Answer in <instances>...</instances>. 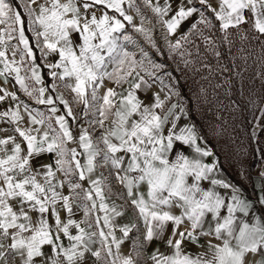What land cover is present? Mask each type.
<instances>
[{
  "label": "snow or ice",
  "instance_id": "1",
  "mask_svg": "<svg viewBox=\"0 0 264 264\" xmlns=\"http://www.w3.org/2000/svg\"><path fill=\"white\" fill-rule=\"evenodd\" d=\"M20 7L0 0V264H264V170L250 200L221 160L225 111L264 131V0Z\"/></svg>",
  "mask_w": 264,
  "mask_h": 264
},
{
  "label": "rangeland",
  "instance_id": "2",
  "mask_svg": "<svg viewBox=\"0 0 264 264\" xmlns=\"http://www.w3.org/2000/svg\"><path fill=\"white\" fill-rule=\"evenodd\" d=\"M17 1L19 3L20 9L17 10L22 13L23 17V8L20 7L22 0ZM99 14L100 13H97V15ZM148 15L150 16L151 13L148 12ZM24 17L26 21L27 17ZM136 22L138 23L139 21L137 20ZM128 30L131 31L130 28ZM133 35L137 39H141L142 42V38L137 36L135 33H133ZM12 84L13 82L9 81L8 88L10 91H15L16 89L12 87ZM0 86H4L3 80H0ZM253 86L258 88L259 81H256ZM245 87L246 89L248 87L247 81L245 82ZM18 95H21V98H25L20 93H18ZM225 103H227L226 100ZM0 107L4 106L0 105ZM192 115L194 116V120L197 122V124L206 125L212 122L207 116L201 115L197 111H194ZM210 115L211 114L209 113L208 116ZM258 115V112L253 113L250 110H245L242 114H235V117L233 118L230 116L229 112H224L225 120L227 121L229 127V132L235 141V144L228 149V151L231 153L230 160H225L224 154L221 153L224 175L227 179H231L232 183L238 185L250 200H255L257 198V194L254 189L255 186L261 182L260 172L264 170V131L256 129V138H253V129L256 127V116ZM260 123L264 124V117L261 118ZM212 143L215 145L216 140L213 139ZM222 143L223 141H221V144ZM241 172H245L247 174V178L242 176ZM80 216H82V213H79L77 218ZM123 247L124 250L127 251L130 247V244L126 242ZM154 247H156V245H152L148 249V252L150 253ZM164 250L165 249L161 247V251Z\"/></svg>",
  "mask_w": 264,
  "mask_h": 264
},
{
  "label": "trees",
  "instance_id": "3",
  "mask_svg": "<svg viewBox=\"0 0 264 264\" xmlns=\"http://www.w3.org/2000/svg\"><path fill=\"white\" fill-rule=\"evenodd\" d=\"M11 2L13 3L14 6L17 7V9H19V3L17 0H11ZM20 10V9H19ZM23 18L25 19V17L23 16ZM26 34L29 36V38L31 39V33L26 32ZM39 62V61H38ZM192 119L194 120V116L192 115ZM195 121V120H194ZM196 122V121H195ZM197 123V122H196Z\"/></svg>",
  "mask_w": 264,
  "mask_h": 264
},
{
  "label": "crops",
  "instance_id": "4",
  "mask_svg": "<svg viewBox=\"0 0 264 264\" xmlns=\"http://www.w3.org/2000/svg\"><path fill=\"white\" fill-rule=\"evenodd\" d=\"M230 181H232L231 179H230ZM236 183V182H235ZM238 184V183H237Z\"/></svg>",
  "mask_w": 264,
  "mask_h": 264
}]
</instances>
